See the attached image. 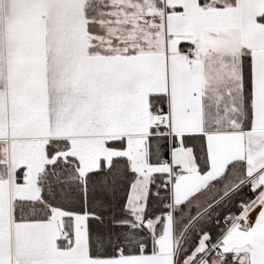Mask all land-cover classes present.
I'll return each instance as SVG.
<instances>
[{
  "label": "snow or ice",
  "instance_id": "1",
  "mask_svg": "<svg viewBox=\"0 0 264 264\" xmlns=\"http://www.w3.org/2000/svg\"><path fill=\"white\" fill-rule=\"evenodd\" d=\"M0 264H264V0H0Z\"/></svg>",
  "mask_w": 264,
  "mask_h": 264
}]
</instances>
